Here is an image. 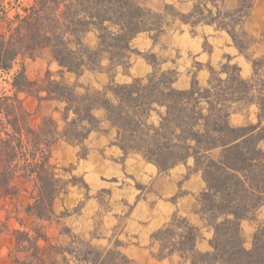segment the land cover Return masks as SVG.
Segmentation results:
<instances>
[{
  "label": "trees",
  "instance_id": "16d2710c",
  "mask_svg": "<svg viewBox=\"0 0 264 264\" xmlns=\"http://www.w3.org/2000/svg\"><path fill=\"white\" fill-rule=\"evenodd\" d=\"M223 2L197 0L190 11L171 15L168 6L156 12L133 0H0V69L9 71L18 57L33 58L45 49L59 66L55 73L47 70L42 82L21 69L12 77L14 91L0 90V210L6 212L0 234L7 229L10 210L20 224L11 232L12 264H71V259L132 264L115 247L95 249L76 237L58 245L42 225L28 226L22 217L51 220L54 202L70 182L51 163L53 147L64 140L82 146L85 156V141L103 119L116 128L124 154L138 153L160 172L192 158L205 181L197 211L213 228L211 250L196 248L198 228L175 213L152 233L158 242L156 258L178 254L179 264H264V226L256 227L250 247L242 236V221L254 219L264 204V55H245L252 63L247 76L228 56L219 70L209 67L205 85L193 77L186 88L174 85L176 71L162 70L155 53L145 57L153 67L147 75L126 82L111 79L101 89L83 86L80 92L76 82L64 77L66 72L80 76L86 70L126 67L134 37L145 32L155 42L177 18L191 27L206 23L225 30L244 54L250 40L240 26L253 0H239L233 9H225ZM91 32L96 41L88 45L85 38ZM20 91L35 96L39 107L42 101L62 104L55 107L62 124L44 115L38 125H30ZM250 107L256 123L231 122L232 114ZM96 109L103 110L102 118Z\"/></svg>",
  "mask_w": 264,
  "mask_h": 264
},
{
  "label": "rangeland",
  "instance_id": "374dc122",
  "mask_svg": "<svg viewBox=\"0 0 264 264\" xmlns=\"http://www.w3.org/2000/svg\"><path fill=\"white\" fill-rule=\"evenodd\" d=\"M27 1L28 0H22L23 3ZM133 1L140 4V2L144 0ZM195 3H197V0L194 1L193 5ZM142 6L156 12H163L164 7L168 6L166 11L171 15L176 11L188 12L186 10L187 5H185L184 9L172 3H165V5L158 9H154L145 4ZM14 12L15 9H12L10 14ZM170 19L171 17L169 16L166 20ZM199 24L191 27L189 23H182L177 18L155 42L151 39L152 44L149 46H145L146 42L141 38L142 35L148 34L145 32L138 34V36L131 41L133 51L130 54L126 67L119 65L111 71L106 69L86 70L80 76L66 72L64 77L69 82H76L78 84L77 89L80 92L84 91L83 86L91 89H101L104 85L109 83L111 79L115 82H126L132 79L129 78V75L133 76L135 74V77H142L138 75L141 73V70L134 71L129 69V67L132 65V60L134 58L141 57L146 60L145 57L150 56L151 53L156 54L162 70L174 69L176 71L178 78V82L176 83L177 86L185 82H190L193 77L197 79L200 85H205L210 75L209 67L214 70H219L221 64L226 61L228 56L231 57V63H235L240 68L241 75L247 76L252 72V63L245 55L251 59L260 56V49L257 48V44L255 43L258 38L250 37L248 49L240 56L238 50L236 51L234 49L232 41L226 37L224 32L218 33ZM95 41L96 36L93 32L89 33L85 38V42L88 45H93ZM242 57H245L247 60L244 61ZM107 63L108 60L106 58L101 62L103 67H105ZM147 63L149 62L147 61ZM21 69L24 70L25 75L29 79L42 82L45 79L47 70L55 73L59 69V66L56 61L53 60L50 49L43 50L42 53L33 58L27 56L18 57L11 70L3 71L0 69L1 91H6L7 93H12L14 91L11 84L12 77L15 72ZM152 69L153 67L151 71ZM52 77L57 78V75L54 74ZM18 96L23 100L24 106L31 113L29 118L30 125L35 126L44 115H53L59 121L60 125L62 124L60 113L54 111L55 107H61L62 104L43 101L39 107L38 100L35 96L23 91L18 92ZM96 115L101 118L100 113H96ZM231 122L233 124L256 123L257 117L255 108L250 107L232 114ZM261 126L264 129V119L261 122ZM65 145V142L61 140L53 147L51 152V163L57 166L56 170L63 179L70 180V182L67 183L66 190L68 195L65 196V194H62L57 198L54 207L55 215L51 220L40 221L32 216H22L24 214H21L20 216L23 217L25 224L28 226L42 225L46 234L58 245L66 246L71 242L73 237H76L95 249L115 247L126 254L131 259L132 264H141L140 261L133 259L131 252L125 250L127 246L135 244L132 238L123 234L122 217L125 215L123 210L127 209V206L118 203V198L116 197L117 199H115V197L110 196L111 194H108L107 191L103 190L102 192H96L93 190L92 195H96V198H99L97 200L101 201L96 205L99 214L93 213V210L96 208L94 204L86 202V200H81V195H78L75 191V187H79L80 194H83L89 187V184L85 182L81 176L72 171L74 163H66L65 152H67V150H69L68 152L70 155H75L77 158L85 157L86 155L82 156V153H84L83 147L79 145L77 148L70 149ZM84 145L86 149H88L87 142ZM261 146L264 148V140L261 142ZM213 155H217V151H213ZM186 164L187 163H181L180 165ZM108 180L111 181L112 179L110 178ZM126 181L132 184V181L127 179ZM114 185L116 187L118 186L115 183ZM135 185L142 191H145L147 188L146 185H142L139 182ZM108 186H110L109 190H112L111 186L113 185L108 183ZM26 199V196H22L23 201ZM5 215L6 212L0 210V220H5ZM115 221H117V223L114 224ZM246 221L248 223H246ZM246 221H243L244 223L242 222V236L244 237V245L248 247L252 239V233L255 231L256 227L258 225L264 226V207L256 211L254 219ZM17 227H20V224L15 218V213L10 210V217L7 220V229L0 234V264H12L10 251L13 247L14 239L11 232ZM75 245L79 248L84 247L80 244H74V246ZM157 249L156 247L150 248V253L154 257H156L155 253ZM71 264L87 263H80L77 260L71 259Z\"/></svg>",
  "mask_w": 264,
  "mask_h": 264
},
{
  "label": "crops",
  "instance_id": "0c3cea01",
  "mask_svg": "<svg viewBox=\"0 0 264 264\" xmlns=\"http://www.w3.org/2000/svg\"><path fill=\"white\" fill-rule=\"evenodd\" d=\"M194 1L144 0L140 4L151 6L154 9L161 8L165 3L175 4L179 8H184L187 5L186 10L190 11ZM238 3L239 0H224L223 7L225 9H233L237 7ZM199 25L210 28L218 33L224 32L226 37L233 43L232 38L225 30L216 29L214 25L206 23ZM263 26L264 0H253L251 10L243 20L240 28L247 34L249 39L250 37L258 38L255 43L257 44V48L260 49V55H264ZM141 38L146 42L145 46L152 44L151 38L148 35H142ZM234 49L238 50L235 45ZM239 54L241 56L240 52ZM242 59L244 61L247 60L245 57H242ZM132 61L133 63L129 69L134 71L141 70V73L138 75L143 76L151 72L152 66L144 58L138 57ZM135 76V74L133 76L129 75V78ZM177 82L178 78L174 82V85L179 88H186L190 84V82H185L177 86ZM54 111L58 112L55 109ZM96 113H100L101 118L103 117L104 112L102 109H96ZM116 136V128L103 119L99 128L91 131L85 141L88 147L85 157L77 158L75 155H70L69 150L65 152L66 163H74L72 171L81 176L89 184L90 188L88 187L83 194H80L79 187H75L76 193L81 195V200L93 203L96 207L101 201L97 200L99 198H96V195H92V191L102 192L104 190L108 194H111L110 196L115 197V199L118 198V203L127 206V209L123 210L125 214L122 217L123 234L132 238L135 244L127 246L125 250L131 252L133 259L140 261L141 264H179L180 257L178 254H171L158 259L150 253V248H158V242L152 239V233L167 225L175 213L187 218L191 224L198 228L196 248L199 251H210L211 245L209 241L213 235V228L197 211L199 206L197 198L199 193L205 188V181L201 171L194 168L192 158H189L185 162L187 163L186 165H180L181 163H179L167 171L160 172L153 163L145 160L140 154H124L116 142ZM64 142L65 146L70 149L79 146ZM110 178L112 179L111 181L108 180ZM126 179L132 181V184L127 182ZM137 182L146 185L145 191L136 187L135 184ZM108 183L113 185L111 186L112 190H109L110 186H108ZM114 183L118 186L116 187ZM66 192L61 193L60 196L62 194L68 195ZM261 207H264V204ZM93 213L99 214L97 207L93 210ZM246 223L248 222L246 221ZM49 238L51 239L50 236ZM251 241L248 247L251 246Z\"/></svg>",
  "mask_w": 264,
  "mask_h": 264
}]
</instances>
